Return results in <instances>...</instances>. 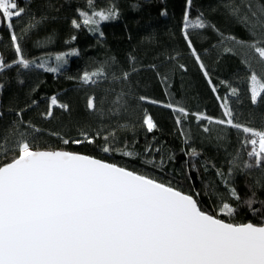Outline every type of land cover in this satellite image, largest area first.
Segmentation results:
<instances>
[{"label":"snow or ice","instance_id":"6c2138e0","mask_svg":"<svg viewBox=\"0 0 264 264\" xmlns=\"http://www.w3.org/2000/svg\"><path fill=\"white\" fill-rule=\"evenodd\" d=\"M193 0H185L182 20V35L188 51L199 72L202 74L221 110L213 117L206 112L192 111L179 104L164 103L144 94H137L130 88L116 91L110 88L99 101L95 93L86 98V110L103 117V105L107 95L112 94L108 111L118 115L129 105V96H134L136 105H157L173 115V120L181 136L188 137L184 128L194 123L210 139L214 131L227 129L230 136L238 141L235 151L227 160V170L217 167L211 161H204V171L209 165L221 178L228 200L239 203L241 194L232 182L235 174L251 175L254 170L264 177V128L257 129L247 123L237 121L232 107V98L239 97L242 89L233 86L229 80L214 82L213 69L206 63L201 52L191 39L190 29H210L218 40L210 48L216 50L213 62L219 64L224 56H235L243 66L234 74L237 83L245 82V91L251 105L264 104V20L257 18L250 0H224L227 15L245 28L247 37L238 38L224 33L208 21L203 13L191 18ZM241 5L246 9L241 14ZM88 10L77 8L76 17L71 20L75 30L87 29L99 39L104 38L101 25L119 18V10L114 0L95 6V0H86ZM259 14L264 17V5L259 6ZM162 16L167 10L162 9ZM27 21L17 31L24 17ZM250 17L252 19H250ZM47 15L37 18L21 0H0V28H6L14 52L12 60H5L0 53V76L15 71L29 72L41 69L46 73H60L68 65L67 57L78 56V50H70L45 59H30L25 54L24 42ZM255 20V22H253ZM72 41L76 36L71 37ZM226 42H230L226 43ZM38 46H44L37 40ZM205 54L210 53L205 48ZM169 62L176 60L169 55ZM128 68L121 66L120 75L113 71L109 78L108 65L101 64L97 69L85 71L80 82L85 87L100 83H120L132 85V76L145 70L136 66V58L129 54ZM258 66L259 72L254 70ZM155 64L148 65L165 88L170 86V76L160 71ZM176 70L187 71L184 64H177ZM23 84L24 80L19 79ZM5 84L0 82V95ZM225 91L221 93L220 89ZM167 94V93H166ZM38 104L31 100L24 108L9 109L14 119L0 134V264H264V223H233L230 218L236 215L237 208L227 200L213 215L205 211L195 195L182 190L177 182H163L117 163L107 162L90 155L66 149H42L37 145L41 129L24 119V113ZM98 104L100 105L98 107ZM55 110L69 111V105L52 95L47 109L41 116L51 119ZM143 111L141 124L148 133L156 130L153 117ZM4 111L0 109V120ZM218 126V127H213ZM31 130V131H30ZM9 135L15 139L9 141ZM55 135V133H54ZM82 138L60 137L62 143L95 145L98 139L105 143L101 151L113 153L117 131L115 128L97 129L95 132L80 131ZM218 140L224 137L218 136ZM159 148L147 146L146 154ZM132 156L131 152L120 153ZM185 179L191 180V173H199L197 167L202 156L192 147L185 153ZM174 159V157L170 158ZM152 167L156 168L153 158ZM160 169L164 160H160ZM256 186L264 188V179H258ZM251 195L243 200L253 214H264V201L255 199L252 185L247 186ZM260 203V208L253 204ZM228 217L229 220L221 219ZM264 219V215H262Z\"/></svg>","mask_w":264,"mask_h":264},{"label":"trees","instance_id":"16d2710c","mask_svg":"<svg viewBox=\"0 0 264 264\" xmlns=\"http://www.w3.org/2000/svg\"><path fill=\"white\" fill-rule=\"evenodd\" d=\"M250 2L253 10L257 11V18L264 20L258 11L259 6L264 5V0H250ZM21 3L28 7L37 18L42 14L49 17L38 25L31 33L30 39L24 42L23 46L28 58H35L39 62L40 58L51 57L50 63L54 66L56 54L78 50L79 55L67 57L68 65L60 73H46L41 69H34L20 74L9 71L0 76V82L5 84L3 94L0 95V109L4 111V117L0 120V134L5 133V129L14 119V112H9L10 108H24L31 100H36L38 104L24 113V119L41 129L39 133H32L38 136L37 145L40 148L66 149L117 163L163 182L171 180L174 186L178 182L183 191L193 195L199 193L197 198L201 207L213 215L216 214L223 199L237 208V213L230 218V222L264 223L262 219L264 214H253L243 203V200L251 195L248 185L253 186L256 192L255 199L264 201V188L255 184L256 180L264 179L259 171L254 170L251 175L239 172L234 175L232 182L242 197V200L237 203L228 200L221 178L216 175L211 164L208 171H204L202 166L207 160L227 170V160L238 143L234 136L229 135L227 129L222 132L214 131L210 139H205L206 134L194 123H189L184 128L189 141L185 144V136H181L177 130L170 110L157 105H136L133 103L134 96H129L128 107L121 109L118 115H112L108 111L113 98L112 94L107 95L103 105L105 110L103 117L86 110V98L92 93H95L99 101L110 88L116 91L121 88H130L137 94H144L164 103L179 104L192 111L206 112L213 117L220 115L218 103L183 39L182 20L185 0H114L119 10V18L101 25L104 33L102 40L98 38V34L93 35L87 29L75 30L71 26V20L76 17L77 8L88 10L86 0H21ZM235 3L240 4V0H235ZM105 4L106 0H95L96 7ZM223 4L224 0H193L191 18L194 19L203 13L204 17L222 32L245 39L247 37L245 28L227 15ZM162 9L167 10L166 16L160 14ZM245 11L247 10L241 5V14ZM27 19V16L24 17L21 24L17 25L18 32ZM189 31L195 47L201 52L205 62L211 64L214 82L225 79L229 80L233 86L242 89L239 97L232 98V107L237 121L257 129L264 128V104L251 105L248 94L244 90L245 82L237 83L234 78L238 70L241 73L244 71L240 60L229 54L224 56L219 64L214 63L216 50L211 49L210 46L218 40V36L210 29H190ZM73 35L76 36L75 41L71 40ZM37 40L43 42L44 46H38ZM226 43L230 44V42ZM205 48L210 49L209 54L204 53ZM0 52L6 61L14 58L6 28H0ZM129 54L136 58L137 67L145 68L132 76V85L109 82L85 87L81 84L79 78L82 73L91 72L102 63L108 65L106 71L109 78L113 71L119 76L121 66L124 69L129 66L127 62ZM169 55L175 56L176 60L169 62ZM152 64L164 65L160 67V71L170 76L169 87L165 88L156 74L147 70V66ZM177 64H184L187 71L176 70ZM254 70L259 72L258 66L254 65ZM19 79H23L24 83H18ZM220 91L223 93L225 89L221 88ZM52 95H56L59 100L67 103L69 111L55 110L51 119H45L41 113L46 111L48 100ZM142 110H146L157 125L152 133H148L141 124ZM110 127L117 131L113 144L117 151L109 154L101 151L105 143L102 139H98L95 145L85 143L67 146L60 139L61 136L70 139L82 138L79 135L80 131L95 132L97 129ZM218 136L224 139L218 140ZM8 138L9 141L15 139L12 135ZM149 145L159 148L160 151L146 154V148ZM192 147L196 148L202 156L197 165L200 168L199 173L193 171L191 180H188L184 177L187 159L185 153ZM125 151L131 152L132 156L120 154ZM172 157L174 159H170ZM153 158L156 160V168L152 167ZM161 159L164 160L162 170L159 167ZM252 207L260 208L261 204L255 203ZM221 219L229 220L228 217L223 216Z\"/></svg>","mask_w":264,"mask_h":264},{"label":"water","instance_id":"95a60500","mask_svg":"<svg viewBox=\"0 0 264 264\" xmlns=\"http://www.w3.org/2000/svg\"><path fill=\"white\" fill-rule=\"evenodd\" d=\"M143 1H151V0H143ZM1 53V52H0Z\"/></svg>","mask_w":264,"mask_h":264}]
</instances>
